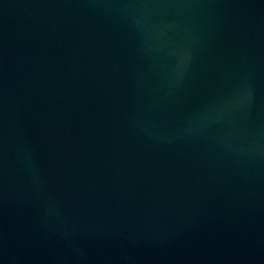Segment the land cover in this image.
<instances>
[{
	"label": "water",
	"instance_id": "obj_1",
	"mask_svg": "<svg viewBox=\"0 0 264 264\" xmlns=\"http://www.w3.org/2000/svg\"><path fill=\"white\" fill-rule=\"evenodd\" d=\"M0 264H264V0H0Z\"/></svg>",
	"mask_w": 264,
	"mask_h": 264
}]
</instances>
